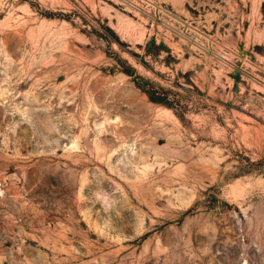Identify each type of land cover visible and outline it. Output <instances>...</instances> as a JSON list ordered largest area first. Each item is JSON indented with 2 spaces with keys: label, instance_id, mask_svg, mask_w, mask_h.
Instances as JSON below:
<instances>
[{
  "label": "rangeland",
  "instance_id": "obj_1",
  "mask_svg": "<svg viewBox=\"0 0 264 264\" xmlns=\"http://www.w3.org/2000/svg\"><path fill=\"white\" fill-rule=\"evenodd\" d=\"M0 264H264V0H0Z\"/></svg>",
  "mask_w": 264,
  "mask_h": 264
},
{
  "label": "built area",
  "instance_id": "obj_2",
  "mask_svg": "<svg viewBox=\"0 0 264 264\" xmlns=\"http://www.w3.org/2000/svg\"><path fill=\"white\" fill-rule=\"evenodd\" d=\"M3 195H4V186L2 182L0 181V199L3 197Z\"/></svg>",
  "mask_w": 264,
  "mask_h": 264
}]
</instances>
